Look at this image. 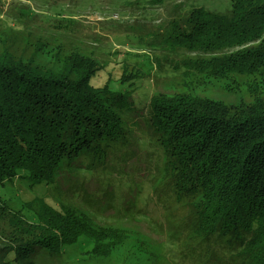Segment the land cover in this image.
Here are the masks:
<instances>
[{"label":"trees","instance_id":"obj_1","mask_svg":"<svg viewBox=\"0 0 264 264\" xmlns=\"http://www.w3.org/2000/svg\"><path fill=\"white\" fill-rule=\"evenodd\" d=\"M229 4L225 14L192 8L159 36L170 52H185V73L257 76L264 85V0ZM100 69L78 52L58 70L35 63L34 55L25 61L9 49L0 52V185L54 184L65 170L87 174L83 161L103 166L125 142L126 123L136 121L134 101L129 88L122 93L109 84L93 86ZM128 77L125 71L120 82ZM248 87L258 93L256 83ZM143 122V138L159 146L165 159L149 194L186 204V223L177 229L188 226L192 253L208 256L206 264L217 256L229 264H264V95L228 106L188 94H157L143 108ZM81 189L72 192L83 193L88 204L92 193L100 196L97 189ZM0 204L7 203L0 198ZM7 209L14 233L0 243V264H37L39 253L55 258L80 241L92 244V256L108 258L128 239L125 231L94 223L70 205L57 210L37 198L20 210Z\"/></svg>","mask_w":264,"mask_h":264},{"label":"rangeland","instance_id":"obj_2","mask_svg":"<svg viewBox=\"0 0 264 264\" xmlns=\"http://www.w3.org/2000/svg\"><path fill=\"white\" fill-rule=\"evenodd\" d=\"M229 2L0 0V52L9 49L25 61L34 55L35 63L56 70L73 52L90 56L101 67L91 84H109L113 91L122 93L129 88L134 101L131 112L136 118L134 124L126 123L125 142L111 150L103 166L83 161L80 168L87 174L64 169L54 184L31 186L26 180H13L0 185V198L7 203L0 204V243H6L14 233V220L8 219L13 212L5 208L20 210L38 198L57 210L70 205L94 223L125 231L128 239L108 258L92 256V244L80 241L55 258L39 253L37 264H206L208 256L192 253L195 241L188 239V226L177 229L181 221L186 223V204L176 198L156 201L158 196L155 199L149 194L151 184L163 175L165 159L156 143L157 147L143 138L147 134L143 108L157 94H188L228 106L251 104L256 94L264 95V85L257 76L221 78L200 71L185 73L181 60L185 52H170L160 37L175 16L179 19L199 7L225 14ZM124 70L131 75L126 84L120 82ZM253 83L258 93L249 90ZM87 164L89 169L84 168ZM72 176L82 183L76 185ZM72 188L97 189L100 196L92 193L88 197L93 203L88 204L84 194H74ZM159 188H166V184ZM219 259L217 256V261L208 264H229L227 257ZM230 264H234L233 259Z\"/></svg>","mask_w":264,"mask_h":264}]
</instances>
